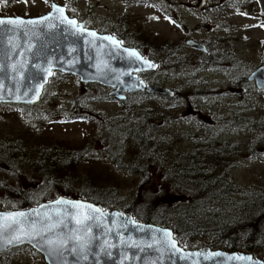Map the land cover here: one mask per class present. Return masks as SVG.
<instances>
[{
    "label": "rangeland",
    "instance_id": "obj_1",
    "mask_svg": "<svg viewBox=\"0 0 264 264\" xmlns=\"http://www.w3.org/2000/svg\"><path fill=\"white\" fill-rule=\"evenodd\" d=\"M51 2L65 6L69 16L79 20L93 19L95 28L103 24V20L97 18L110 17L115 21L123 17L129 30L133 29L138 38H145L146 44L154 46L167 42L172 57L184 59L177 61L170 71L159 65L154 71L143 72V78L148 83L154 81L170 87L175 95H156L140 102L131 97L129 101L151 106L163 115L167 125L161 130L166 140L171 138L167 146L173 154L192 147L219 149L237 162L230 168L237 185L248 192L264 184V154L251 150V139L261 133L251 132L249 124L251 119L264 118V90L247 78L253 69L264 64V0H207L202 10L196 9L198 0H141L137 5L127 0H7V3L0 0V16L42 15L50 10ZM205 23L209 24L207 30L201 28ZM188 39L204 43L213 53L223 52L227 59L222 67H198L195 61L201 60L205 52L187 44ZM146 52L156 54L151 48ZM146 52L144 56L149 58ZM154 58L158 59L151 55L150 59ZM172 61L176 63L174 58ZM228 71L233 72L232 80ZM241 77L244 80H240ZM79 82L78 77L71 74L54 81L45 102L49 99L47 102L53 106L70 107L82 89ZM100 86L108 93L111 90ZM194 89L208 93L193 95ZM87 105L105 114H115L123 108L121 100L112 96L90 101ZM47 120V117L29 114L12 104L0 103V134L6 137H25L30 141L43 137L48 143L62 141L80 146L95 131L94 124L89 121L50 124ZM208 127L214 134L207 131ZM260 143L264 147V141L254 145ZM80 173L91 174L96 180L112 179L125 198L121 206L131 200L138 179L135 174L117 169L98 143L80 164ZM4 202L0 201V210H10L5 209ZM210 244V237H196L192 249L203 246L226 249L224 245L213 247ZM234 250L247 251L241 247ZM253 254L264 259V247ZM0 264L46 262L39 252L23 245L0 252Z\"/></svg>",
    "mask_w": 264,
    "mask_h": 264
},
{
    "label": "trees",
    "instance_id": "obj_2",
    "mask_svg": "<svg viewBox=\"0 0 264 264\" xmlns=\"http://www.w3.org/2000/svg\"><path fill=\"white\" fill-rule=\"evenodd\" d=\"M121 42L143 55L151 48L156 54L146 52L148 57L156 56L158 59L154 61L166 71L184 59L172 57L167 42L151 46L138 36ZM173 58L175 64H172ZM226 59L223 52L213 53L208 49L195 63L203 69L222 67ZM227 74L232 80L233 72ZM69 75L54 71L38 103L12 106L47 117L50 124L89 121L95 131L80 146L62 141L48 143L43 137L30 141L0 134V201H5V209L26 208L65 195L91 201L103 209L129 212L144 222L170 227L178 243L187 248H192L196 237H210L211 246L224 245L228 250L241 247L255 253L264 247V184L248 192L237 185L230 173L237 162L219 149L192 147L173 154L167 146L171 138L166 140L161 130L167 121L153 107L139 103L156 94L127 93L121 100L120 111L105 114L93 110L87 103L106 100L109 93L100 84L79 82L82 89L70 107L53 106L47 102L49 99L45 102L52 83ZM139 76L143 78V73ZM240 80H244L243 77ZM192 92L200 96L208 93L203 89ZM131 97L139 102L133 104L129 101ZM249 124L251 132L261 133L251 139V150L264 154L261 143L254 145L264 141V118L251 119ZM207 131L214 134L210 127ZM96 143L117 169L138 176L132 198L123 206L125 198L112 179L96 180L91 174L80 173V164Z\"/></svg>",
    "mask_w": 264,
    "mask_h": 264
},
{
    "label": "water",
    "instance_id": "obj_3",
    "mask_svg": "<svg viewBox=\"0 0 264 264\" xmlns=\"http://www.w3.org/2000/svg\"><path fill=\"white\" fill-rule=\"evenodd\" d=\"M205 3L206 0H198L196 9L202 10ZM0 19L25 21L22 25L0 26V103H38L54 71L77 76L82 83L108 87L109 96L119 100L138 91L168 97L175 94L170 87L150 84L139 76L156 70L158 62L113 35L85 27L76 17L69 16L61 4L52 2L50 10L38 16ZM29 20L38 23H26ZM69 20L75 24H69ZM201 28L207 30L209 24ZM104 37H112L118 44ZM186 42L202 52L207 50L204 43L194 39ZM133 52L136 55L130 54ZM247 78L264 90V64L253 69ZM74 204L85 207L76 208ZM21 212L30 215H15ZM16 236L20 242L13 239ZM23 245L39 252L46 264H264L263 258L247 251L210 246L185 248L170 227L65 195L26 208L0 210V252ZM237 257H252V261Z\"/></svg>",
    "mask_w": 264,
    "mask_h": 264
},
{
    "label": "flooded vegetation",
    "instance_id": "obj_4",
    "mask_svg": "<svg viewBox=\"0 0 264 264\" xmlns=\"http://www.w3.org/2000/svg\"><path fill=\"white\" fill-rule=\"evenodd\" d=\"M140 1L141 0H127V2L129 4H131V5H137V4L140 3ZM205 5H206V3H205ZM50 7H51V5H50ZM95 18H97V17H95ZM97 19H99V21L100 20H103L102 26L101 27H97V28L93 27V19H91V18H88V19H84L83 18L81 20L78 19V21L79 22H82V24L85 27L96 29L100 33H107V34L113 35V36L117 37L120 41H122L125 38L127 39V38H129L131 36H134L135 37V35H134V32L135 31H133V29L132 30H129V27L126 24V22L124 21V18L123 17H121V18H119L118 20H115V21H113L112 18H110V17L105 18V19L104 18H102V19L97 18ZM205 46H206V49H207L205 51V53H206L208 51V47H207V45H205Z\"/></svg>",
    "mask_w": 264,
    "mask_h": 264
},
{
    "label": "snow or ice",
    "instance_id": "obj_5",
    "mask_svg": "<svg viewBox=\"0 0 264 264\" xmlns=\"http://www.w3.org/2000/svg\"><path fill=\"white\" fill-rule=\"evenodd\" d=\"M3 2L4 3H7V0H3ZM56 11L62 13L63 12V9L62 8H57ZM44 19H48V18L45 17ZM24 23H25V21L22 20V19H7V20L0 19V26H3V25H22ZM26 23H28V24H34V23H38V21H31V20H29ZM68 23L69 24H75V21L69 20ZM90 35L95 36L96 34L95 33H90ZM103 39L110 40L113 43H117L118 44V42L115 41L112 37H104ZM130 54L131 55H136V53H134V52L133 53H130ZM149 66L151 67L152 65H149ZM58 203H62V201H58ZM73 207L81 208V207H85V206L84 205H79V204H74ZM87 207H91V206H87ZM92 211L93 212H100L101 210L100 209H92ZM15 215L23 217L25 215H30V214H25V213H22L21 212V213L15 214ZM85 218L86 219H90L91 217L86 216ZM5 219H11V217H5ZM80 222H81L80 220H77V223H80ZM32 226H33V228H35V222H33V225ZM37 235H39V233H37ZM166 235H169V234L166 233ZM13 239L17 240V242H20V239L21 238L19 236H16V237H13ZM9 243H11V241H9ZM174 246L175 245L173 244V247ZM217 255H219V254H217ZM237 259H244V260L252 261V257H237Z\"/></svg>",
    "mask_w": 264,
    "mask_h": 264
}]
</instances>
